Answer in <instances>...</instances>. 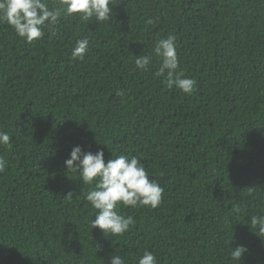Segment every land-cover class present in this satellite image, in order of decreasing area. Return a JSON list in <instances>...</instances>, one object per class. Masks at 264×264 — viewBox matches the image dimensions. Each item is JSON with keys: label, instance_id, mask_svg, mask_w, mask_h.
<instances>
[{"label": "trees", "instance_id": "obj_1", "mask_svg": "<svg viewBox=\"0 0 264 264\" xmlns=\"http://www.w3.org/2000/svg\"><path fill=\"white\" fill-rule=\"evenodd\" d=\"M111 9L99 23L62 16L32 43L0 23V131L12 145L0 146V264H109L113 254L136 264L144 250L157 264H264V235L250 223L264 215V0ZM170 34L196 80L190 95L154 76L155 58L147 72L135 67ZM78 39L88 51L73 60ZM77 145L103 150L105 163L136 156L164 189L160 205L118 208L134 219L121 236L90 229L91 186L64 166Z\"/></svg>", "mask_w": 264, "mask_h": 264}, {"label": "clouds", "instance_id": "obj_2", "mask_svg": "<svg viewBox=\"0 0 264 264\" xmlns=\"http://www.w3.org/2000/svg\"><path fill=\"white\" fill-rule=\"evenodd\" d=\"M111 12V0H58L56 7H49L48 0H0V23L8 24L26 43L44 36V29L54 27L62 16L78 15L81 20L94 19L99 23L108 21ZM175 41L176 37L171 34L156 40L150 54L136 55L135 67L147 72L155 58L159 66L154 76L162 78L167 88L190 95L195 90L196 80L186 77L180 70ZM88 44L87 39H78L71 51L72 59L82 60ZM124 94L123 90L116 92L120 97ZM0 146H12L10 136L4 131H0ZM7 165L8 161L0 156V173ZM64 166L66 171L78 174L82 184L91 186L84 193L86 201L96 210L89 227L100 229L105 236H121L134 224L133 217L121 215L118 208L144 206L155 209L161 203L164 189L149 178L136 156L118 155L105 163L103 150L93 153L83 151L77 145L71 149ZM232 211L239 213L242 209L234 206ZM250 223L255 230L252 232L264 235V215H253ZM246 251L243 245H238L231 250L230 257L239 261ZM109 264H125V261L120 255L113 254L109 257ZM136 264H157V259L152 252L144 250Z\"/></svg>", "mask_w": 264, "mask_h": 264}]
</instances>
